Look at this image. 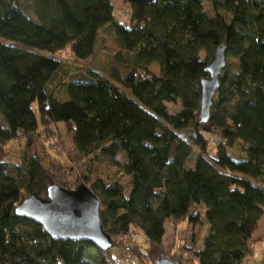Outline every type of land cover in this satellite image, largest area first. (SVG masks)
<instances>
[{
    "label": "trees",
    "instance_id": "trees-1",
    "mask_svg": "<svg viewBox=\"0 0 264 264\" xmlns=\"http://www.w3.org/2000/svg\"><path fill=\"white\" fill-rule=\"evenodd\" d=\"M123 2L127 23L115 21L111 0H31V14L21 0H0V264H155L162 256L181 264L175 251H162L165 224L191 225L192 205L203 208L207 227L201 250L189 245L193 264H243L253 253L264 209V0H209L211 16L202 0ZM104 27L134 66L112 74L116 84L95 72L71 77L59 100L62 63L40 53L68 49L88 60ZM220 46L225 66L201 123L208 61L199 52ZM152 63L159 74L149 73ZM176 103L171 112L168 104ZM58 124L72 145L64 152L70 166L39 139L43 130L61 146L52 131ZM206 135L215 142L212 156ZM17 140L23 149L12 164L3 146ZM101 159L123 181L87 185ZM66 172L100 201L101 226L112 242L137 231L145 247L115 242L103 251L53 240L16 215L28 195L45 199L52 185L68 189Z\"/></svg>",
    "mask_w": 264,
    "mask_h": 264
},
{
    "label": "rangeland",
    "instance_id": "rangeland-1",
    "mask_svg": "<svg viewBox=\"0 0 264 264\" xmlns=\"http://www.w3.org/2000/svg\"><path fill=\"white\" fill-rule=\"evenodd\" d=\"M114 6V19L117 22L127 23L129 21V7L123 2V0H111ZM23 9L27 14H31V0H21ZM203 9L208 15H212V9L209 0H202ZM9 43V42H8ZM39 53V52H37ZM47 57L59 60L62 63L61 85L55 92L56 97L59 100L65 99L64 85L68 82V79L74 76H85L87 73L95 72L99 76L108 79L113 84H116L111 75L114 73L123 74L128 69L134 66V59L132 54L125 53L119 47L113 33L108 27H104L100 30L99 37L95 46V51L92 57L88 60H77L68 49H64L55 54L47 52L40 53ZM213 54L209 51H200L199 58L201 60L209 61ZM149 73L157 75L159 74V68L156 63L149 64L147 66ZM168 108L171 112L178 110L179 103L168 104ZM39 132V139L44 141V145L47 151L53 159L59 160L62 165L70 166L68 159L65 157L64 152L72 149L70 139L65 134L64 126L61 124L52 128V131L58 135V141L61 146L56 144L51 137L46 136V132ZM209 139V155L212 156L214 152V139L209 135H206ZM62 147V148H61ZM23 149V142L12 141L6 143L3 146L4 158L9 163L18 164L19 157ZM63 150L60 152V150ZM73 169V168H72ZM77 173V172H76ZM120 174L116 172V168L112 165V162L108 159H101L96 161L95 168L88 175L87 185L96 179H109L117 178L123 181ZM82 182L81 178H76L72 174L66 172L64 177L63 186L68 189H74L78 184ZM264 188V181L260 182ZM88 187V186H87ZM203 208L201 206H191L190 218L187 222H182L174 225L171 222L165 224V236L162 241V251L168 254L174 251L178 256L174 255V258L180 260L181 264H193L192 252L190 246H194L195 250H201L203 237L207 232V227L204 223L202 216ZM197 216V221L195 217ZM196 221V222H195ZM112 242V241H111ZM126 243L137 242L142 248L145 247V241L143 237L137 232L133 231L128 237H120L118 240L112 242ZM113 247V246H112ZM111 247V248H112ZM115 253L116 250L114 249ZM166 254V256H167ZM145 259V258H144ZM251 264H264V209L262 217L259 219L255 230L253 231V253L247 258ZM158 260V259H157ZM144 264H149L148 260L143 261Z\"/></svg>",
    "mask_w": 264,
    "mask_h": 264
},
{
    "label": "water",
    "instance_id": "water-1",
    "mask_svg": "<svg viewBox=\"0 0 264 264\" xmlns=\"http://www.w3.org/2000/svg\"><path fill=\"white\" fill-rule=\"evenodd\" d=\"M225 66V47L215 49L205 65L208 77L200 81V105L198 120L204 123L209 118L210 106L218 78ZM100 201L84 184L74 189L52 185L42 199L35 194L25 197L16 208V215L32 220L53 239L71 242H88L99 250L113 246L111 238L104 232L99 215ZM155 264H177L169 257H159Z\"/></svg>",
    "mask_w": 264,
    "mask_h": 264
},
{
    "label": "built area",
    "instance_id": "built-area-1",
    "mask_svg": "<svg viewBox=\"0 0 264 264\" xmlns=\"http://www.w3.org/2000/svg\"><path fill=\"white\" fill-rule=\"evenodd\" d=\"M243 264H251V262H249L248 259H246Z\"/></svg>",
    "mask_w": 264,
    "mask_h": 264
}]
</instances>
